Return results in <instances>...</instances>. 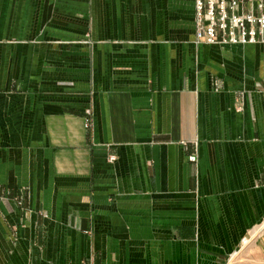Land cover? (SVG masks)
I'll list each match as a JSON object with an SVG mask.
<instances>
[{"label": "crops", "instance_id": "0c3cea01", "mask_svg": "<svg viewBox=\"0 0 264 264\" xmlns=\"http://www.w3.org/2000/svg\"><path fill=\"white\" fill-rule=\"evenodd\" d=\"M194 5L0 0V264H225L264 222V46Z\"/></svg>", "mask_w": 264, "mask_h": 264}, {"label": "built area", "instance_id": "2783aa9c", "mask_svg": "<svg viewBox=\"0 0 264 264\" xmlns=\"http://www.w3.org/2000/svg\"><path fill=\"white\" fill-rule=\"evenodd\" d=\"M194 7L196 43L264 46V0H195Z\"/></svg>", "mask_w": 264, "mask_h": 264}, {"label": "rangeland", "instance_id": "374dc122", "mask_svg": "<svg viewBox=\"0 0 264 264\" xmlns=\"http://www.w3.org/2000/svg\"><path fill=\"white\" fill-rule=\"evenodd\" d=\"M86 116V120L89 119L91 121L90 111L86 112ZM197 160L196 155L191 157L192 162H197ZM256 231L257 233L255 234ZM246 239L248 240L244 243ZM225 264H264V222L254 228L251 233L242 240L240 247H238L236 252L231 254Z\"/></svg>", "mask_w": 264, "mask_h": 264}, {"label": "bare ground", "instance_id": "6f19581e", "mask_svg": "<svg viewBox=\"0 0 264 264\" xmlns=\"http://www.w3.org/2000/svg\"><path fill=\"white\" fill-rule=\"evenodd\" d=\"M257 232H255V234H256Z\"/></svg>", "mask_w": 264, "mask_h": 264}]
</instances>
